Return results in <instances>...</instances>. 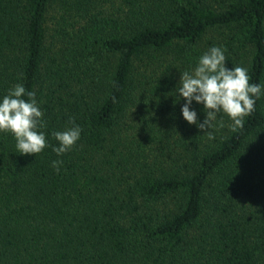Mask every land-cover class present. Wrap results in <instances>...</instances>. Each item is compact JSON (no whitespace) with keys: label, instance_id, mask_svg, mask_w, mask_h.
Wrapping results in <instances>:
<instances>
[{"label":"trees","instance_id":"1","mask_svg":"<svg viewBox=\"0 0 264 264\" xmlns=\"http://www.w3.org/2000/svg\"><path fill=\"white\" fill-rule=\"evenodd\" d=\"M214 46L262 94L209 140L174 101ZM17 84L47 146L0 132V264H264V0H0V102Z\"/></svg>","mask_w":264,"mask_h":264},{"label":"clouds","instance_id":"2","mask_svg":"<svg viewBox=\"0 0 264 264\" xmlns=\"http://www.w3.org/2000/svg\"><path fill=\"white\" fill-rule=\"evenodd\" d=\"M226 64L224 50L214 46L199 58L194 69L181 74L175 88L177 99L174 103L181 98L185 101L181 108L184 120L196 125L209 140L215 139L211 129L221 113L232 121L230 130L243 128L244 117L254 111L256 100L262 94L259 84L249 83L247 69L240 66L229 69ZM193 101L203 105L206 118L202 123H198L197 113L191 109ZM42 117L35 92L26 91L20 84L9 90L0 102V132L14 136L20 155L38 154L47 146L45 134L37 131L44 126ZM219 126H224L222 119ZM81 131L73 120L71 127L53 132L59 145L53 147V152L61 156L69 151L80 139ZM62 163L56 160L52 166L59 171Z\"/></svg>","mask_w":264,"mask_h":264},{"label":"rangeland","instance_id":"3","mask_svg":"<svg viewBox=\"0 0 264 264\" xmlns=\"http://www.w3.org/2000/svg\"><path fill=\"white\" fill-rule=\"evenodd\" d=\"M223 37H224V34L222 30L209 32L204 38L203 48L208 49L210 43H217L221 41Z\"/></svg>","mask_w":264,"mask_h":264}]
</instances>
